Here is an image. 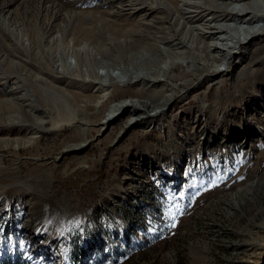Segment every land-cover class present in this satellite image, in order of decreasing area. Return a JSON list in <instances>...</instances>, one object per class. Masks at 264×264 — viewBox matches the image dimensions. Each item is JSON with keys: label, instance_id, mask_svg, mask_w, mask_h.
Here are the masks:
<instances>
[{"label": "rangeland", "instance_id": "rangeland-1", "mask_svg": "<svg viewBox=\"0 0 264 264\" xmlns=\"http://www.w3.org/2000/svg\"><path fill=\"white\" fill-rule=\"evenodd\" d=\"M101 1L108 0H0V99L29 108L28 104L36 102L37 86L53 89L46 75L47 80L37 85V76H42L37 71V58H34L37 57V32L40 31L37 24L52 23L54 29L47 34L48 40H52L59 35V27L68 24L71 14L92 8L94 2ZM108 2L105 7L110 6ZM259 38L264 40V33ZM16 46L19 50H15ZM29 46L32 48L28 49ZM69 61L75 63L72 55ZM58 70H61L60 65ZM73 75L78 76L77 72ZM208 84L195 81L189 90L191 96L186 95L181 100L194 99L197 90L205 89L203 99L197 105L185 102L173 111L174 114L169 106L168 116L173 118L178 113L197 110L219 94L229 93L220 91L218 84L208 92ZM229 87L230 91L237 89L235 85ZM115 90L116 95L118 90ZM257 112L264 117V109ZM116 119L111 120V128L118 126ZM103 121L98 126H107ZM154 125L158 129L155 133L145 132L141 125L127 126L124 135L112 144L115 147L126 141L125 147L114 153L107 165L97 162L93 145L87 142L79 151L83 161L88 160L82 163L86 171L81 175L76 172L81 167L64 161L68 155H78L76 151H53L51 139L56 136L45 134L50 123L40 129L46 139L44 136L38 138L41 132L38 133L33 124L16 125L13 133L0 134V139H10L9 144L2 141L6 149H0V262L264 264V195L263 198L259 196L261 191L264 194L263 169L253 179L256 185L242 193L233 190L214 211L205 209L209 201L203 200L201 204L196 201L203 195L208 196L212 181L229 175L228 179L236 182L238 160L244 158L249 167H255L256 155L264 151V137L229 136L234 140V147L243 145V149L236 151L227 147L235 163L229 169L207 171L205 182L198 176L187 181L186 166L194 160L185 163L181 156V165L174 170L175 159L183 150L167 141L164 140V144L172 158L169 166L160 167L155 160H145L151 157L150 146L160 137L165 139L162 122ZM79 126L84 133L86 126ZM259 129L264 133L263 126ZM137 130L143 131L137 133ZM23 131L26 135L21 134ZM106 132L97 138H102ZM206 134L207 129L201 135V143L206 140ZM21 139L26 142L16 143ZM39 139L40 150L52 149L43 153L45 156L41 159L37 157ZM215 148L223 149L218 143ZM247 153L252 154L251 158L246 159ZM244 174H239L240 178ZM126 175L135 179L130 178L122 184ZM229 203L237 215L227 213L231 212Z\"/></svg>", "mask_w": 264, "mask_h": 264}, {"label": "bare ground", "instance_id": "bare-ground-1", "mask_svg": "<svg viewBox=\"0 0 264 264\" xmlns=\"http://www.w3.org/2000/svg\"><path fill=\"white\" fill-rule=\"evenodd\" d=\"M108 1L109 7H105L104 1L94 2L92 8L71 14L68 24L59 27V35L52 40L47 37L54 29L52 23L37 24L40 31L34 58L42 75L37 76V85L47 80L46 75L53 89L37 86L36 102L28 104L29 108L0 99V134L13 133L16 125L33 124L41 132L38 137L41 138L44 134L40 129L50 123L45 134L56 136L51 139L53 151H76L78 155H68L64 161L81 167L76 170L81 175L86 171L82 163L88 160L83 161L79 151L87 142L93 145L97 162L107 165L113 154L125 147L126 141L115 147L112 144L124 135L127 126L137 124L145 132L155 133L158 129L154 124L159 121L165 139L160 137L150 146L151 157H145L146 161L155 160L160 167L169 166L172 158L165 140L183 150L175 159L174 170L179 167L181 156L185 163L194 160L186 166L187 181L198 176L205 182L207 171L229 169L235 162L227 147L235 151L243 149V145L234 147L231 136L264 137L259 129L264 127V117L257 112L264 109V40L259 38L264 33V0ZM17 47L15 50H19ZM70 55L75 63L69 61ZM75 72L78 76L73 75ZM195 81L210 83L206 85L208 92L218 84L220 91L229 93L219 94L208 102L206 99L197 110H187L170 118L169 106L173 112L186 103L197 105L203 99L205 89L197 90L194 99L181 100L191 96L189 90ZM233 85L237 89L230 91L229 86ZM114 119L119 124L111 128L109 125ZM100 121L107 126H98ZM79 124L86 126V132H82ZM206 129V140L201 143ZM103 131L107 132L98 139ZM22 140L26 142L21 139L16 143ZM2 141L9 144L10 139H0V149H6ZM40 142L37 140L39 158L52 151L51 148L40 150ZM216 143L223 149L215 148ZM251 156L247 153L246 159ZM255 161L256 166L249 167L244 158L238 160L236 182L228 179L229 175L212 181L208 196L203 195L196 201L200 204L209 201L205 209L212 211L233 190L242 193L253 187V179L264 170V151L256 155ZM130 178L135 179L126 175L121 183ZM259 194L263 198V192ZM228 208L231 212L227 213L237 215L231 203Z\"/></svg>", "mask_w": 264, "mask_h": 264}, {"label": "trees", "instance_id": "trees-1", "mask_svg": "<svg viewBox=\"0 0 264 264\" xmlns=\"http://www.w3.org/2000/svg\"><path fill=\"white\" fill-rule=\"evenodd\" d=\"M0 264H9V263H7V262H0ZM10 264H13V263H10Z\"/></svg>", "mask_w": 264, "mask_h": 264}]
</instances>
